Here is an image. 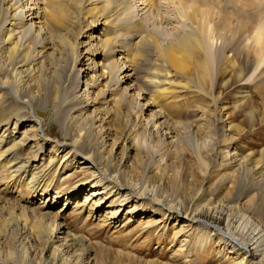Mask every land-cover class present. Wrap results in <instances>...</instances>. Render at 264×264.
Here are the masks:
<instances>
[{
	"label": "bare ground",
	"instance_id": "bare-ground-1",
	"mask_svg": "<svg viewBox=\"0 0 264 264\" xmlns=\"http://www.w3.org/2000/svg\"><path fill=\"white\" fill-rule=\"evenodd\" d=\"M212 1L216 0H0V212L8 211V230L17 232L23 251L7 253L6 264L27 263L25 246L35 240L44 247L43 264L94 263L86 240L68 232L56 216H47V204H20L21 189L34 198L55 190L53 199H58L62 189L58 190L55 175L67 169L72 172L65 180L83 174L68 195L69 201L86 186L92 187L80 211L76 204L73 208L76 213L85 211L87 219L105 208L103 226L118 221L127 226L133 215L158 212L163 215L161 221L148 220L143 227L146 231L141 233L147 239L167 230L174 220L181 227L171 240L178 243L190 231L194 237L178 243L182 255L194 252L201 259L214 250L221 258L219 264H264V224L255 218L264 214V198L259 204L250 198L247 213H240L231 206L238 196L225 202L229 197L216 198L217 189L204 195L200 187L178 199L162 196L158 191L164 181L148 168L149 176L160 178V185L140 190L127 181L129 162L145 140L157 141L159 150L172 156L187 148L195 159L192 177L196 171L201 183L209 184L216 168L214 158L218 160L216 171H228L218 179L221 185L233 176L239 182L244 168L249 175L264 170V161L257 165L248 156L239 157L231 136L218 141L225 149L203 153L198 149L203 135L198 115L206 110L192 103L194 98L205 100L200 91L203 84L212 82L214 41L228 53L234 43L246 47L250 42L242 58L249 61L253 51L254 59L264 63L263 30L221 17L211 7ZM160 27L170 31L163 44L152 30ZM149 56L154 61L144 75L142 68ZM231 56H227L228 63ZM218 72L223 75V68L218 67ZM248 99L249 92L242 88L236 106L247 104ZM212 102L218 120L227 117L218 99ZM182 112L184 120L180 119ZM43 113L52 116L59 135L45 130ZM230 130L225 126L223 132ZM120 143L123 150L117 159L113 149ZM159 162L164 169L172 165L165 157ZM14 193L19 197L12 198ZM146 204L150 211L140 212ZM113 206L117 210L109 209ZM125 207L129 209L124 216L118 214ZM250 209L254 210L249 214ZM152 226L158 229L148 234Z\"/></svg>",
	"mask_w": 264,
	"mask_h": 264
},
{
	"label": "rangeland",
	"instance_id": "rangeland-1",
	"mask_svg": "<svg viewBox=\"0 0 264 264\" xmlns=\"http://www.w3.org/2000/svg\"><path fill=\"white\" fill-rule=\"evenodd\" d=\"M212 4L214 5H211V7L214 6L221 17H227L231 19L230 22L234 23L235 21H244L247 26L253 27L257 30H263L264 33V0H216L212 1ZM168 15H170V13ZM96 28L102 29L100 26ZM152 30L157 37L156 39L161 44H163L167 38L166 33H170L169 29H162V27H160V29L153 28ZM98 36L101 39L103 38L100 34H98ZM80 41H84L83 37H80ZM246 44L247 46L243 47V45L238 44V46H236L234 43L233 46H230V49H232L231 53H228L227 50L221 46L219 41L216 43L214 41L212 50L214 52V50L217 49V53L215 52L214 54L216 56L212 55L214 58H212L214 60L212 82L211 84H209V82L203 84L204 89L202 88V91H200L205 95L204 99L206 101L192 97V99L194 98L193 101L196 100L192 105L193 107H196L197 105L205 106L203 108L206 110L204 111L205 113L202 110L198 115L199 119L201 118L198 122L203 128L202 139L201 141L198 140V145L200 146L198 149L201 150V153L207 151L210 152L213 149L214 152L216 150L215 148H218V151L219 149H225V146L220 145L218 141H222V139H220L222 137L227 139L228 136H231L233 139L232 146L237 148L240 155L239 157L248 156L253 162H257V165H260L264 161V63L261 64L260 61L254 59L252 56L253 51L250 52L251 56L249 58L252 60V64L247 63L250 60L246 62V59L242 58L241 54L244 49H250V42ZM79 50L83 56L84 53L82 49L79 48ZM227 54L230 56L232 55L231 59H229V63L227 61ZM147 59L148 63L144 64L142 68L144 75L148 73L146 66L148 65V67H152L151 63L154 61L150 56ZM218 67L223 68L224 74L221 76L218 74ZM237 74H240L239 78L236 76ZM83 81L85 80L82 79L81 83ZM225 81L227 82L224 84ZM242 88H245L249 92V99L246 101L247 104L238 107L236 106V102L238 101ZM81 90L82 94L84 91L83 85ZM188 98L190 100L189 96ZM85 99L87 100L88 98ZM85 99H83V101ZM215 99H218L217 104L219 107H224L227 114L225 115L227 117L222 118L221 121L218 120L219 116H216L217 112L214 110L215 104L212 101ZM201 101L204 103H201ZM41 116L43 121L45 120L44 123L46 122L45 130L47 132L49 131L52 136L59 135V127L52 120V116L48 113H43ZM114 117L115 116H112V118ZM180 117V119L185 117L184 112L180 114ZM225 126L231 127V130L229 132H223ZM98 130L99 129L97 128L96 131ZM222 132L223 135H221ZM156 142L157 141L154 140L146 142L145 140L141 143L139 151L135 150V159L132 160V162H129L127 181L132 185L134 184L135 188L149 190L154 184L156 186L160 185L159 179L162 178L164 183L160 185L158 193L168 198L171 196L170 198L172 199H178L179 196L184 193H193V191L200 187L203 189L204 195H209L211 193L210 191L217 189L218 194L215 196L216 198L221 200V198L229 197L228 199L223 200L225 202L231 201L232 197L238 196V198L233 199L235 202L231 204V206L232 208H236L240 213H247L246 209L248 208H246V204L250 198H255V201L258 204L260 203L259 201L264 198V170L261 174L249 175L246 169L242 167L244 168L242 169V172L245 176L242 175L240 178L241 181L239 180V182L241 183L238 182L237 177L233 176L231 177V180L224 183V185H221L218 184L217 181L221 178L222 174H226L228 171L224 170L221 173L216 171L218 160L217 158H214V167L216 166V168L213 169L214 174L209 177V184L214 183L215 187H210L209 184L201 183L202 177H200L199 173L196 171H193L195 175L192 177V166L195 159L193 157L194 155L187 148H183L181 153L178 152L172 156L168 153H163V151L161 152L162 149L159 150V146ZM122 143L118 144L116 148L113 149V153L117 159L122 154ZM108 145L110 144L107 142V146ZM47 148L49 147H46V149ZM110 148L107 147V150H110ZM159 152L161 153L159 154ZM103 155L107 156L106 153ZM160 157L168 158L171 160L172 165L168 169H164L163 165L166 166L167 163L166 161H163L164 164L162 165L159 162ZM160 167L164 169L162 172L159 171ZM146 168H148L153 175L157 172V176H160V178L149 176L151 173H147ZM67 170H64V172L59 175H57L58 173L55 175V178H58V190L62 189V195L60 194L58 199H53L52 192H55V190L52 191L49 196L37 195L34 198L31 196L30 191L28 193V190L21 189L23 192L20 204L22 207L47 204V216H53V218L56 216V221L60 222L62 226H65L68 232L74 235H80L86 240V243H88L91 248L90 250L93 251V264H147V262L152 263V261L154 262L155 260L166 264H219L221 258L214 252V250L210 251L209 255L207 254L206 257H202L201 259H199L194 252H191L188 255H182L179 253V250H177L178 243L182 241L189 242L194 238L193 233L190 231V234L183 233L182 238L179 237L180 239H177L178 243L171 240L174 235L173 233L180 229V222L178 223L174 220L171 221L167 226V230L157 232L154 236L155 239H152V237L148 239L145 238L144 235L146 234L141 233L146 231L143 227L147 225L148 220H156V222L161 221L163 217L161 213L156 212L154 214H148V212L145 215H133V218H130V226H128L129 224L127 226H120L121 222L118 221L109 227H105L101 224V219L105 214V208L99 211L96 214L97 216L93 219H90V217L87 219V213L85 211L76 213L73 210L74 205L76 204L75 207L77 206L76 208L77 210L79 209V212V206L82 204L83 197L92 187L86 186L85 190L81 192V196L79 195L77 198H74V200L69 201V199H67L69 198L68 195L74 191L73 188L75 187L76 182L83 176V174L76 173L71 178L65 180V177L70 174L69 172H72V169ZM16 189L18 190V188ZM16 189L15 191H17ZM14 196H16V198L19 197L16 193L11 197L14 198ZM7 197L10 198V195ZM147 204L143 208L141 207L142 209L140 212H146L150 209ZM262 207H264V205H262ZM109 209H111V211H113L112 209L117 210L115 206ZM128 209V207L121 208L118 214L124 216L123 214ZM252 210L254 209H250L249 214ZM257 216H255V218L264 224V214L261 217ZM10 220L11 217L9 216L8 211L0 212L1 264H6V261L4 262L3 258L7 253H23L21 247L18 246L21 239L16 235L17 232L10 234L11 232L8 230ZM157 229L156 226H152L149 228L148 234H153V232L156 233ZM33 238L37 239L35 235ZM53 246L56 247L57 245L54 244ZM25 247L28 248L25 252L29 254V261L24 264H43L45 258L42 243L35 240L32 246L28 245Z\"/></svg>",
	"mask_w": 264,
	"mask_h": 264
}]
</instances>
